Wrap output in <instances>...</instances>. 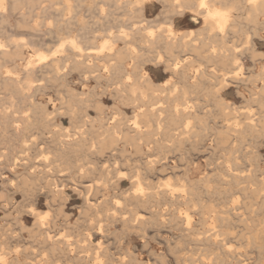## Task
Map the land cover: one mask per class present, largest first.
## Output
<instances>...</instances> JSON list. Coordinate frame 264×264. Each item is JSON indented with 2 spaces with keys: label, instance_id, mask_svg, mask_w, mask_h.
Listing matches in <instances>:
<instances>
[{
  "label": "bare ground",
  "instance_id": "obj_1",
  "mask_svg": "<svg viewBox=\"0 0 264 264\" xmlns=\"http://www.w3.org/2000/svg\"><path fill=\"white\" fill-rule=\"evenodd\" d=\"M5 1L6 0H0V2H2L3 6H4V9L5 8L7 9ZM46 1L49 3V7H47L44 11L45 12L50 11L51 9L54 11H57L56 17H58V13H60V17L63 18V12H65V11L70 12L72 9V7L70 5L71 1L69 2V0H67V1H64V0H46ZM61 1H62V3H61ZM91 1H93V0H91ZM109 1L117 4L120 0H109ZM149 1L150 0H136L135 1L136 9L134 10L135 14L130 11L133 15L128 14L129 19H137L138 14L142 15V11L144 9H146V6H147L146 4ZM157 1H159V3H161V4H169L173 8V11L171 13L172 16L185 17L186 15L187 16L189 15L192 18V22L195 24H200V20H202L203 24L206 27V29H205L206 34L204 36V31H203V33H202L203 38L198 41V44H196L192 40H188L187 36L177 35V33L172 29L166 30V31H161L162 29L161 30L158 29L159 33L154 34V32L151 31L153 27L152 28L150 27L151 28L150 31H147V34H146V32L144 33V31L148 27L145 28V27H143V25H141L142 23L138 24L135 21V24H133L134 26H131V27L129 26L130 27L129 29H123V27H121V28L119 27L120 31L116 35H110L109 34L108 35L109 38L106 39L100 47L98 46L97 49H92V48H89V46L95 43V40L97 39L98 33H96V36H91L87 32V29H88L87 25H83L82 26L83 32L82 33L80 32L81 33L80 35L73 36L72 35L73 34L72 29H71L70 25H66V24L70 23V22L67 23L68 22L67 21L64 26L60 24L61 26L59 25L60 27L58 28L57 33H55V37L59 41V45H58V49L55 51V54H53V57H51V59H47V58H50V56L48 57V56L44 55L43 53H39L40 50L38 52L37 51L38 49H37V50H35V52L36 51L38 52V53H36L37 59L34 62L29 63V65L27 64V68H24L25 66L23 67L24 69H26L24 71L26 74L25 75L26 77L23 79V82H25V83L21 82V83H23V85H21L20 82H16L15 79H11V78L8 79V82L11 81V84H9L7 81H5L3 86H5V87L6 86H13L19 92V91L25 90L26 88L32 90L33 87H31L30 84L32 82L33 77L37 76L38 74L43 75V76L44 75H48V76L51 75L55 80H59V79H62V75L64 73V70H67L69 68L71 70H78L82 76H85L86 74L93 73V69L101 68V73H102L101 78L102 79L99 80V82L104 81L106 84H108L110 86V88H106V90L109 91L115 97L116 100H119L120 104H122L123 106L124 105H132V107L136 110V111L134 110L136 112V114H135L136 116L134 115L135 117H134L133 123H131V124L128 123L129 124L128 125L127 123L123 122V120L126 117L125 118L122 117V121H120V120L116 121L115 120L111 123H108L107 122L108 119L105 120V117H102L104 115V109H103V106L101 104L97 105V107H96V112L99 115L98 119L92 120L89 117L90 115L87 114V108L85 107L84 109H81L83 111L82 114H80V112L79 113L77 112L78 116L75 120H78V123L80 125L76 127L73 136H70L69 139H64L65 137L62 138L61 135L57 134V132H58L57 131V132H55L56 135L52 139H47V138L42 137L40 139V142H36L34 139L30 140L31 137H28V135L31 134V133L28 134V131L30 132V129L32 128L29 120H26V119H28L29 114H28L27 118H26V116L25 117L21 116V117H19L20 119L18 120V118L15 117L16 115H13L7 111L8 110L7 107H5L4 110L0 111V120L5 121V123L7 122L8 125H11L13 127V129H12L13 130V132H12L13 136H14V134L19 136L17 143L13 142V143L17 144L16 148H15V146L12 145L15 149H13V150L11 149L12 151L8 155L3 156L4 160H0V166H1L0 167V176H1L3 183L7 184V189L10 191L8 196H4L3 194H1L2 199H4V200L1 199V201L4 202L3 208L8 209V210L12 209V211L14 213H16V216L14 217V224L12 226H8V227H7V225H5V226L1 225L0 226V251H1L0 258H3V260L6 261L7 264H98V262H100V261H102L103 264H130V260L127 259L129 257V255H127L128 257H126V255L123 256V255H118L115 252L112 253L111 249L109 247H104L106 245H104L103 241L99 240L97 243H94V238L96 236H98L99 234L103 235L105 232V228L108 229V227H110L109 225L112 226L115 223H118V221L121 222V225L123 223V225L127 229H132L131 230L132 232H134L133 230H135L137 232L143 231L144 225L146 227V224L149 223L150 220H152L151 217H148L145 214V212L149 213V211L152 208L155 209V207H158L160 209H161V207L162 208L165 207V209H166L167 213H169L170 217H172L173 220L176 219L175 224L177 225V227H179V230H181V232H183L184 237H189V238L195 237V240L199 244H201L203 246L205 245L206 247L208 246L207 249H212L211 251H213V248L215 250L218 249V251L223 250L226 254L231 255L232 247L227 246L226 239L222 237L224 235V233L222 234V229L221 230L218 229V227L216 225V219H218V220L222 219V218L220 219V217L218 215L219 212H216V210H209L206 212V209L204 212L203 205H202L203 208L201 207L202 209L197 207L198 206L197 200L199 197H198V195L196 197V194H194V191L196 192V190H195L196 188L193 187L192 180L189 178L190 175L188 176V173H190L191 170L188 172L185 169L184 173L182 175L179 174V175H181L177 179L178 180L177 183L179 186H176V185H174V183L171 182V180H173L171 176H170L171 180L167 179L168 175H167V177L165 176L167 180L166 179L164 180L163 178L158 176V174L156 172V166L158 164V161H153V160L147 159V161H145L143 164H140V165L137 164L139 166L133 167L134 173L132 176H126L125 173L120 171V167L118 166L117 160H115L114 162L112 161L113 163L111 162V157L114 158L116 152H119V151L115 152V150H118L120 148L122 151H125L126 147H131L137 151H140V150H143L144 147L150 148V145L153 144L154 148L164 149V148H166V146L164 145V141H167L168 143H172V145H170V146H176V147L181 148V147L185 146L187 143H190L192 139H196L198 137L201 139L205 138L203 132L206 129V127H205L206 124L204 125V123H206V122L204 121V115L202 116V114H201V111L204 109V106L201 104L202 102H201L199 97L198 98L196 97V99L192 97L193 94H197V96L201 93H203V96L205 94H206V96L213 95L212 98L215 100V104L217 102L218 105L217 104L216 105L219 106V108H220L219 110L222 113L221 114L218 110V113L221 114L220 116L223 115V116L229 117V116H233V114H234L232 110L231 111L233 114H231V111L229 113H227V111L225 112V109L227 107L225 108V104L223 103V100L225 102V99H222V94L230 87V81L234 80L236 73H237L236 70H238L235 68H237L238 65H239V67L242 66V68H243V65L242 64L240 65V59H242V57L239 59V57H238L239 51H236L238 49V47L235 48V47L228 45L227 39L230 35L227 36L226 29L224 32H220L211 20L206 22L204 19V15H197V12L202 11V10H199L198 8L193 9V8L187 7V5L194 3V0H179V3H177V0H157ZM222 2L223 3L226 2V4H229V7L227 9L231 10V22H233V24H231L229 26V29L232 25H233V29L235 27H237V25H238L237 23L239 22V21L237 22V20H239V19L242 20V18L244 17L243 16L242 18H240L237 16L239 19L237 18V20H236V19H234V16H233L234 12L242 11V13H243V10H246L249 18H251L253 23H255L254 21L260 15H264V0H256L255 4H249L248 0H239L237 3L238 5L237 4L234 5L235 0H209L210 4L214 5L216 8H221V9H223L221 7ZM43 3H45V2H43ZM43 3H42V5H43ZM105 3H106V1H105ZM131 3L132 2H128V1L126 2V4H131ZM37 4L38 3L36 0H27L25 2V5H28L29 10H31V12H33V10L36 9L35 7H38V6H36ZM61 4L63 7H61ZM13 5H14L15 10H21L22 11V8L20 6L21 3L19 2V0H14ZM76 5H77V3H76ZM57 7H61V8L56 9ZM106 7H108V6H106ZM110 7H111V5H110ZM104 8H105V6H104ZM115 8L118 9V7H116V6H115ZM103 10L104 9H102L101 11H103ZM128 11H129V9H128ZM66 15H67V13L64 16H66ZM40 17H42V16H40ZM46 17H47V15H46ZM1 18H3V16H1ZM245 18L246 17H244V21H245ZM36 19H38V18H36ZM108 19H110V18L108 17ZM2 20L5 21L4 19H2ZM22 20L24 22L27 20L26 14H22ZM34 21H36V20H34ZM256 22L258 23V21H256ZM17 23H18V21H17ZM7 24H9V23H7ZM0 25H2V24H0ZM22 25H24V23ZM40 25H42V24H40ZM256 25L257 24H255V26ZM239 26H240V23H239ZM252 26H254V25H252ZM255 26H254V28L256 29ZM27 27H29V26L26 25V28ZM30 27H31V25H30ZM37 27H38V25H37ZM11 28L12 27H10V29ZM79 28H80V26H79ZM17 29H18V27H17ZM28 29H29V31H31L30 28H27L26 30H28ZM116 29H118V27ZM163 30H165V29L163 28ZM257 30H259V29H257ZM257 30H255V31H257ZM23 31H25V30L23 29ZM150 32L153 33V35H149ZM8 34H10V33L7 32V36H8ZM50 34H51V32H50ZM102 34H103V32H102ZM189 35H190V31H189ZM106 36H107V33H106ZM21 37H22V35H21ZM12 38H14V37H12ZM45 38L46 37H44V39ZM26 40L27 39H25V41ZM33 40H34V38H33ZM134 41L135 42L138 41L141 44L140 47L138 46L139 48L133 47L132 43ZM246 41H247V39H246ZM73 42L75 43V47L73 46ZM120 44H123L124 47L120 48L119 47ZM0 45H2V46H0V67H3V65H5L7 63H13L14 64L16 62V60L23 55L22 50L24 48H22V47L25 45V43H24V41H22V39H21V41H20V39H18L16 41V40L10 39V37H9L8 42L3 43L0 41ZM248 45L250 47L252 46L250 44H248ZM29 46H31V45H29ZM32 46H33V44H32ZM37 47H39V46H37ZM35 48H36V46H35ZM87 51L94 52V53L96 52L94 55V59H92V60H94L92 63H90L89 61L87 62L86 59L92 58L91 55L93 53H88ZM51 52L52 51H50V53ZM256 52H258V51H256V49L255 50L253 49L251 51V54L256 56ZM241 53H243V51ZM57 54H59V55H57ZM162 54H163V56H162ZM257 54H259V52ZM249 58H250V56H249ZM22 59H21V61H23ZM31 60H32V58H31ZM204 61L206 62L207 66L213 67L214 71L206 72V71H204V69H201L202 68L201 66L205 65ZM237 61H239V63H237ZM103 62H104V65L101 66V64ZM13 64H11V65H13ZM145 64H148V65L153 64L154 66H164L165 70H167L171 75L170 79L174 80V82L172 83L170 81L169 82L170 84L168 82H166L161 86H157L154 83L150 74L142 67L143 65L145 66ZM9 67H10V65H9ZM16 67L19 68V65ZM160 68L162 69V67H160ZM13 69L14 68H12V70ZM205 69H207V68L205 67ZM229 69H231L233 71H230ZM261 69H262V67H261ZM9 70H11V69H9ZM109 73L112 75V78H108L106 76ZM17 75H15V76H17ZM236 79H238V78L236 77ZM248 80L250 81V79H248ZM244 81H242V82L244 83ZM252 81L254 82V80H252ZM35 82H37L36 79H35ZM39 82H42V80ZM242 82H241V84H243ZM55 83H56V81H55ZM239 83H240V81H239ZM38 84H40V83H38ZM47 84H48V81H47ZM171 84L174 87V91L178 90L177 93H175V95L172 96V98H169V100H168L169 104L167 106L165 104L166 107L158 106L159 103L157 104L155 102L159 97L158 93L163 92V94H164L165 89L168 87V85H171ZM234 84H235V82H234ZM177 85H181L180 89H178ZM236 85H238V84H236ZM236 85H235V87H237ZM39 87H38V89L36 88L38 91L40 90ZM239 87H240V85H239ZM3 89H4V87H3ZM7 89H8V87H7ZM72 90H74V89H72ZM169 90H171V89L169 88ZM2 91H5V90H2ZM11 91H13V90H11ZM171 91H169V92H171ZM204 91H206L205 94H204ZM74 92H75V90H74ZM78 93H81V92H78ZM19 94L20 93H18V95H17L18 97H19ZM28 94H29V92H28ZM240 94H242V93H240ZM69 95H71V94H69ZM79 95H81V94H79ZM223 95H225V94H223ZM24 96H25V92H24ZM10 97H11V95H10ZM18 97H15V98H18ZM164 97H165V94H164ZM252 97H253L252 102L257 104V107H258L257 112L248 113V115L244 118V121L240 120L238 118L239 120H236L234 122V124L232 121V124H233V125L231 124L232 126L229 125L227 127H228V130L233 131L235 133L234 136L238 135V137H241L240 139H242V136H245L247 134V136L251 135L258 142L259 141L258 139L264 135V89L260 95L257 96V94H254ZM15 98H13V99L15 100ZM69 98H71V97L69 96ZM30 99H32V98H30ZM34 99H36V97ZM24 100L25 99H23V101ZM210 100L208 102H210ZM30 101H32V100H29V102ZM71 102L73 104V100ZM78 102H79V100H78ZM84 103H86V102H84ZM146 103L148 104V106L145 109H142V108H144L143 106L146 105ZM78 104H79L78 105V108H79L80 103H78ZM210 104L211 103H209V105ZM10 105L12 106V104H10ZM17 106H19V105H17ZM212 106H213V104H212ZM227 106H229V105L227 104ZM29 108H30L29 110L31 111L30 106H29ZM78 108L76 107V109H78ZM105 108H107V107H105ZM15 109H16V107H15ZM17 109H18V107H17ZM17 109L14 111H17ZM108 109H109V107H108ZM20 110H21V108H20ZM18 111L15 113H18ZM61 112H62V110H61ZM73 112H74V110H73ZM208 112H209V110H208ZM35 113L37 114V112H35ZM51 113L49 114V111H48L49 115H51ZM64 113H66V112H64ZM74 113H76V112H74ZM20 114H21V112H20ZM109 114H111V113L109 112ZM119 114L121 115V113H119ZM119 114H117V115H119ZM211 114H213V113H211ZM58 115H55V116H58ZM207 115H208V113H207ZM214 115H217V113L216 114L214 113ZM236 115L237 114H235L234 116H236ZM209 117L210 116H208V118ZM14 118H15V120H14ZM130 118H132V117H130ZM230 118L228 120H231ZM236 118H237V116H236ZM117 119H119L118 116H117ZM207 121H209V120L207 119ZM209 123H211V122L209 121ZM1 124L3 125V123H1ZM95 124L99 125L98 129H96V127L94 126ZM221 124L219 123V127H222V126H220ZM53 125H54V123H53ZM208 125H210V124H208ZM223 125H224V123H223ZM41 126H42V124H41ZM216 127H217V125H216ZM39 128H41V127H39ZM39 128H38V130H39ZM47 128H48V126H47ZM208 128H210V126ZM33 129H34V126H33ZM213 129H214V127H213ZM221 129H219V130H221ZM225 129H226V126H225ZM9 130H10V128H9ZM64 130H66V129H64ZM4 131L6 133L5 128H4ZM26 131H27V133H26ZM31 131H32V129H31ZM45 131H46V128H45ZM217 131H218V129H217ZM222 131L224 132V130H222ZM219 133H220L221 137L220 138L214 137V139L215 138L218 140L220 139V142H222V143L230 142V141H227V139H228L227 136H223L224 133H221V131ZM7 134H10V136L9 135L7 136ZM7 134H6L7 139H8V137L13 138V137H11V133L8 132ZM37 135H39V134H37ZM158 135H161L162 138H164V140L161 138L159 141L158 137H157ZM215 135H216V132H215ZM4 136H5V134H4ZM64 136H66V135H64ZM212 136H210V137L208 136V137L211 138ZM216 136L219 137V135H216ZM5 137H4V139H5ZM244 138H243V140H244ZM247 138H250V137H246L245 140ZM14 139H15V136H14ZM14 139H12V141H15ZM240 139L238 138V142L242 141V140L239 141ZM207 140H209V139H207ZM162 141H163V144L161 143ZM195 142H196V144L197 143L200 144V142L197 140ZM233 142H232V144H233ZM235 142L237 143V141H235ZM8 143H10V142H8ZM202 143H201V145H202ZM245 143L247 146L248 143L247 142H245ZM249 143H250V140H249ZM255 143L256 142H254V145H255ZM213 144H215V143H213ZM229 144H228V146L230 147V145H232V144H230V145ZM242 144H243V141H242ZM217 145L219 146V144H217ZM217 145H216V147H217ZM238 145H240V144L237 143V146ZM244 145H241V146H244ZM257 145H255V146H257ZM170 146H169V148H170ZM221 146H219V147H221ZM233 146H234V144H233ZM251 146H253V142H252ZM251 146H249V147H251ZM45 147H47L48 150L49 149H51V150L45 151ZM216 147H214V148L212 147L213 150L216 149ZM208 148L206 147V149H204V151L207 150ZM234 148H235V146H234ZM234 148H233V150H234ZM9 149H10V147H9ZM171 149H172V147H171ZM226 150H227V148H226ZM249 150L251 152L250 148H249ZM85 151H88V152H85ZM231 151H232V149H231ZM257 151H259V150H256V152ZM234 152H236V151H234ZM139 153L141 154V152H139ZM232 153H233V151H232ZM245 153H246V151H245ZM127 154H132V153L128 152ZM252 154H254V153H252ZM250 156H252V155H250ZM104 157H106V159H104L102 161L101 159ZM116 157H118V156H116ZM116 157H115V159H116ZM124 157H125V155H124ZM232 157H233V155H232ZM232 157H231V159H232ZM248 157H249V155H248ZM140 158H144V157H140ZM236 158H237V156H236ZM165 159H167V158H165ZM125 160H126V158H125ZM230 160H228V161H230ZM135 161H136V159H135ZM138 161L139 160H137V162ZM233 161L235 162V158H233ZM234 162H233V165L235 164ZM161 163H163V162H160V164ZM230 163H232V162H230ZM119 164H120V162H119ZM206 164H208V161ZM225 164H224V166H225ZM122 165L123 164L121 163V166ZM6 166L9 167V171H8L9 175L8 176H6V173H5V171H7ZM183 167L185 168V165H183ZM188 167L189 166L187 165V168ZM200 167H199V169H200ZM205 167H207V166H205ZM209 168H211V167H209ZM214 169L215 168H213L211 170V172L212 171L216 172V170H214ZM236 171L237 170L233 169V167H232V169L227 168L225 170L226 173H222V174H224V176H219L220 180H222L221 178H223V177L226 178V180L223 179L222 181H225L226 185H228V186L231 185L230 186L231 188H232L233 184L236 183L237 185H239L241 181H245L246 179H249V180L251 179V181H255V182H253V184H254V186L256 185V178L255 177L249 178V175H248V178L244 177V175L239 176L240 173L237 174ZM211 172H209V173H211ZM220 172H222V171H220ZM212 173H211V175H212ZM218 174H219V172H218ZM177 176L178 175H176V177ZM214 176H217V175H214ZM195 177H197V176H195ZM207 177H208V175H207ZM207 177L205 176V178H207ZM191 178H193V177H191ZM215 179L218 180L217 177ZM126 180L130 181V188L124 190L123 186L126 183ZM155 181H158V182H155ZM206 181H207V179H206ZM212 181H213V178H212ZM257 182H259V183L257 184L256 189L252 188L251 195L253 194L252 198L255 202L254 206H257L258 210H261L262 209L261 207L262 206L264 207V180L263 181L259 180ZM210 183L211 182L209 180L208 184H210ZM245 183H246V185H249V184H247L248 182H245ZM253 184H251V185H253ZM240 186H242V184ZM243 186H244V184H243ZM200 187H201V185H200ZM237 188L241 189L239 187H237ZM237 188H235V189H237ZM69 189H71L72 192L76 193L78 195V197L82 198V200H83V203H82L83 207L81 205L82 208H81V210H79L80 211L79 215H81L80 218L83 219V221H81V219L79 220L77 218V220H79V221L77 223H75V225H74V222L72 225V223H71L72 217L70 218V216H69L70 214L68 215V213L66 212L68 210L69 205L72 204V200L68 194ZM202 189H203V187H202ZM211 189H213V188H211ZM211 189H209V190H211ZM218 190L221 191L220 189H218ZM247 190H248L247 187H245L244 190L241 189V191H243V193H244V191H247ZM200 191H201V189H200ZM216 191H217V189H216ZM233 191H234V189H233ZM225 192H227V191L225 190ZM19 193L23 197L22 204L17 203V201L15 200V194H19ZM220 193H218V194H220ZM231 193H232V190H231L230 194ZM243 193L241 192V195H239V196H243L242 195ZM235 194H237V193L235 192ZM221 195L222 194H220L219 196H221ZM232 196H235V195H231V200H232ZM229 197H230V195L228 196V198ZM236 197H237V195L235 196V198ZM245 197H248V195L245 194ZM43 199L46 202V206L48 207L47 209H49V212H41L39 210V208H41V206L43 205L41 203ZM242 199H243V197H242ZM223 200H225V199H223ZM247 200H251L253 202L251 197H250V199L248 198ZM117 202H119V203H117ZM246 202L248 203V201H246ZM200 204H202V203H200ZM205 204H206V202H205ZM207 204H210V202ZM221 204H223V203H221ZM252 204L248 203V205H250L251 207L253 206ZM129 206L135 207V209H134L135 213H133L134 211L133 212L131 211L130 212L131 214L128 213L129 215H127L125 210ZM220 206H217V207L220 208ZM238 206H239V204H238ZM238 206L237 207L235 206V207L239 208ZM250 206H248V207H250ZM1 207H2V205H1ZM205 207H206V205H205ZM224 207H225V205H224ZM138 208H142L143 211H145V212H139ZM223 210L224 209H222L221 211H223ZM225 210H228V208ZM230 210H233V209L231 208ZM254 211H256V209ZM248 212L245 211L242 213H245V215L247 213L249 215ZM151 213L155 214L154 212H151ZM227 213H225V214H227ZM231 213H232V211H231ZM263 213H264V211H263ZM195 215H198L201 217V218L200 217L199 218L197 217V218L202 219L203 222L202 221L201 222L203 223V226H204V224H207V223L209 224V225H207V227L208 226L209 227L206 229V231L199 232L198 229H196V227H195L196 225L193 222V218ZM206 215H207V217H206ZM41 216H46L47 218L42 220ZM164 216H166V213ZM92 217H95V219L98 218L95 225L88 223L92 219ZM161 217H163V216H161ZM161 217L159 216V218H161ZM10 218H11V216H10ZM239 218H240V215H239L238 219ZM30 219L33 220V227L31 226L32 228H29L27 226V223H29ZM6 220L10 221L9 219H6ZM248 220L250 221V223H252L250 218H248ZM221 221H223V220H221ZM226 221L224 223H226ZM239 221H240V219H239ZM246 221H247V219L244 222L246 223ZM106 222H107V224H106ZM233 222H234V220H233ZM240 222H242V221H240ZM102 223H104V224H102ZM158 223H160V222H158ZM170 223H172V222H170ZM173 223H174V221H173ZM231 223H232V220H231ZM238 223H237V225H238ZM9 224H10V222H9ZM150 224H151V222H150ZM162 224H164V223H162ZM175 224H173V226ZM222 224H223V222H222ZM232 224H230V225H232ZM257 224H259L258 221H257ZM176 225H175V227H176ZM219 225H221V224H219ZM252 225H254V223H252L251 226H248L250 228V230L253 227L256 228L255 226H252ZM156 226H157V224H156ZM222 226H224V225H222ZM234 226H236V225H234ZM234 226H232L231 228H233ZM256 226H258V225H256ZM205 227H206V225H205ZM205 227H203V228L205 229ZM262 227H264V226H262ZM244 228L246 229L245 226H244ZM77 229H81V233L77 237H72L70 234H68V232H70V230H77ZM95 229H97L98 232L96 231L94 233L93 231ZM120 229H121V227H120ZM123 229L124 228H122L121 230H123ZM146 231L147 230H145L144 232L146 233ZM157 231H158V229H157ZM262 231H263V229H262ZM25 233H27V235L29 236L28 240H30V241H29V243H27V245L25 244V246L22 243V246H21L20 244H21V242H23L22 240H23ZM115 233H118V232H115ZM225 233H227V232H225ZM254 233H255V230H254ZM230 235H232V234H230ZM262 235H261V238L264 240V238H263L264 236H262ZM228 236H229V234H228ZM254 236H255V234H254ZM257 236H259V235H257ZM257 236H255L256 239H257ZM179 239H181V238H179ZM228 239H229V237H228ZM253 242H255V241L253 240ZM259 242H261V241H259ZM33 243H35L37 245L32 246L31 244H33ZM175 243H176V241H175ZM228 244H231V242L229 241ZM248 244H250V243H248ZM255 244H257V243H255ZM28 246H30V247H28ZM120 246H122V245H120ZM178 246L180 247L179 243H178ZM194 246H195V244H194ZM226 246L228 248H226ZM258 246H261V245H259V243H258ZM209 247H212V248H209ZM176 248H177V246H176ZM203 248H205V247H203ZM36 249H37V251H35ZM183 249H185V248L182 247V249H181L182 252H183ZM207 249L205 251H207ZM38 251H40L41 255H42L40 259H38ZM211 251L209 250V252L212 254ZM182 252H181V254H183ZM186 252L187 251H185V253ZM215 252H213V253H215ZM119 254H121V253H119ZM226 254H225V256L224 255H222V256L226 257ZM190 255H188V257H186L185 254H184V256L180 255L175 260L177 261V264H193V263L189 262ZM210 255H208V256H210ZM244 255L243 256L238 255V256H239V258L241 256V258L243 257V259H244ZM132 256H134V255H132ZM157 256H158V254H157ZM175 257H173V258H175ZM213 257L215 258V256H213ZM216 257H218V255ZM245 257H247V256H245ZM130 258H132V257H130ZM156 259H157V257H156ZM206 259H207V256H206ZM226 259H227V257H226ZM230 259H232V258H230ZM160 260H161V257H160ZM213 260H212V262H214V263L217 262L216 261L217 258L215 261H213ZM146 261H147V259H146ZM176 261H175V263H176ZM195 261H197V260H195ZM218 261H220V259ZM153 262H155V261H153ZM157 262H156V264H157ZM201 262H203V261H201ZM221 263L219 262V264H221ZM152 264H154V263H152ZM199 264H201V263H199ZM225 264H227V261ZM243 264H244V261H243Z\"/></svg>",
  "mask_w": 264,
  "mask_h": 264
},
{
  "label": "rangeland",
  "instance_id": "obj_2",
  "mask_svg": "<svg viewBox=\"0 0 264 264\" xmlns=\"http://www.w3.org/2000/svg\"><path fill=\"white\" fill-rule=\"evenodd\" d=\"M27 0H19V2L21 3V8H22V11L21 10H15L14 9V5H13V2L14 0H6L5 1V4L7 6V9L5 8L4 12L3 11H0V41L3 42V43H6L8 42L9 40V37L10 39L12 40H18L22 39V41H24L25 45L22 47L24 48L22 50V56L20 58H18L16 60V62L13 64V63H7L5 65H3V67H0V111L1 110H4L5 107L8 108V112H10L11 114L13 115H16L15 117L18 118V120L20 119L19 117L21 116H28L29 114V117L28 119L26 120H29L30 124H31V129H30V132L28 131V134L31 133L30 135H28V137H31L30 140L34 139L36 142H40V139L43 137V138H47V139H52L57 132L58 135H61L62 138L64 139H69L70 136H73L74 132H75V129L77 126H79L80 124L78 123V120H75L77 118V114L80 112V114L83 113V111L81 109H84L85 107L87 108V114L90 115V119L92 120H97L99 115L98 113L96 112V107L97 105L101 104L103 106V109H104V115L102 117H105V120H107L108 123H111L113 121H122V117H126L123 122L124 123H133L134 121V117L136 116V110L132 107V105H122L120 104L119 100H116L115 97L109 92L106 90V88H110V86L108 84H106L104 81H100L102 78V73H101V68H98V69H93V73L91 74H86L85 76H82L81 73L78 71V70H71L69 67V69L67 70H64V73L62 75V79H59V80H55L51 75L48 76V75H40L38 74L37 76H34L33 79H32V82H31V89H28L26 88L25 90L23 91H17L13 86H3L5 81L8 82V79L11 78V79H15L16 82H23V79L26 77L25 75V70L24 68H27V64L29 65V63L31 62H34L37 57H36V53L40 52L39 53H43L44 55L46 56H50V58H47V59H51V57H53V54H55V51L58 49V45H59V41L57 40V38L55 37V33H57L58 31V28L61 26V25H65V23H69V24H66V25H70L71 29H72V35L73 36H77V35H80L83 31H82V26L83 25H87L88 29H87V32L91 35V36H96V33H98L97 35V39L95 40V43L90 45L89 48H92V49H97V47L101 46L102 43L108 39V35H116L120 30L121 27H123V29H129L131 26H134L133 24H135V21L136 19H129V16L128 14H132L134 13L135 14V9H136V4H135V1L136 0H120L117 4L115 3H112L110 2L109 0H69V2L71 3V11L69 12H63V18L60 17V13H58V17L57 16V11H54V10H50V11H44L47 7H49V3L46 1V0H36L37 1V5L38 7H35L36 9L33 10V12H31V10H29V7L28 5H25V2ZM64 1H67V0H64ZM77 1V2H76ZM106 1V3H105ZM132 2L131 4H126V2ZM239 0H235L234 2V5L238 3ZM45 2V3H43ZM77 5H76V3ZM23 3V4H22ZM43 3V5H42ZM62 3V1H61ZM121 3V4H120ZM134 3V4H133ZM86 4V5H85ZM111 5V7H110ZM114 5V6H113ZM130 5V6H129ZM146 10H145V19H146V22L142 23L141 25H143V27L147 28L144 33L146 32L147 34V31H150V29L152 28L151 31L154 32V34H158L159 33V30L161 31H166V30H174L177 35H180V36H187V39L188 40H192L194 41L196 44H198V41L201 40L203 38V31H204V36L206 34V27L205 25L203 24L202 20H200V24H195L192 22V18L191 16H187L185 19L183 18H179V17H174L173 19H170L169 17H167L166 15L163 14L164 12V8H163V5L161 3H159V1L157 0H150L149 2H147L146 4ZM238 5V4H237ZM5 6V7H6ZM103 6V7H102ZM105 6V8H104ZM108 6V7H106ZM118 7L117 8H115ZM25 7V8H24ZM28 7V8H27ZM61 7L62 4H61ZM61 7H57L56 9H60ZM76 7V8H75ZM114 7V8H113ZM221 7L223 9H227L229 7V4H226V2H222L221 3ZM102 9H104L103 11H101ZM129 9V11H128ZM133 9V10H132ZM75 10V11H74ZM127 10V11H126ZM101 11V12H100ZM132 13H131V12ZM245 11V12H244ZM39 12V13H38ZM31 13V14H30ZM49 13V14H48ZM67 13L66 16H64L65 14ZM103 13V14H102ZM2 14V15H1ZM22 14H26V18L27 20L24 22L22 20ZM52 14V15H51ZM47 15V17H46ZM70 15V16H69ZM101 15V16H100ZM133 15V14H132ZM1 16H3V18H1ZM31 16V17H30ZM42 16V17H40ZM105 16V17H104ZM233 16H234V19L237 20L238 17L242 18L243 16L246 17L245 18V21H244V17L242 18V20H237V27H235L233 29V25L230 27L229 29V26L231 24H233V22H231L229 24V26L226 28V32H227V36L228 39V45L229 46H232V47H235L239 49V54H238V57L239 59L242 57V59H240V65L242 64L243 65V68L242 66L239 67V65L237 66V68L235 69H238L236 70L237 73H239V75H237L236 73V76L234 78V80L230 81V87L223 93L225 95L222 94V99H225V102L223 100V103L225 104V112L227 111V113H229L231 110V114H233V116H220L222 113L220 112V108L219 106H217V102L215 104V100L212 98L213 95H208L206 96L205 92L204 91V96H203V93L199 94L197 96V94H193L192 97L196 99V97L200 98L201 100V104L204 106V109L201 111V114L202 116L204 115V121L206 123H204L206 129L204 130L203 134H204V137L205 138H196V139H192L190 143H187L185 146L179 148V147H176V146H170L172 145V143H168L167 141H164V145L166 146V148L164 149H157V148H154V145H150V148H146L144 147L143 150H140V151H137L131 147H126L125 151H122L121 148L118 149V150H115L116 151H119V152H116L115 154V157H111V162L117 160L118 162V166L120 167V171L125 173L126 176H132L133 173H134V170H133V167L135 166H139L140 164H143L145 161L148 160H153V161H158V164L156 166V172L158 174L159 177L163 178L164 180L166 179L167 175H168V178L167 179H170L171 180V177L173 180H171L172 183H174V185L176 186H179L178 185V177L181 176L183 173H184V170L186 169L188 172L191 170L190 173H188V176L189 178L192 180V184H193V187H195L194 189L196 190V192L194 191V194H196V197L198 195V200H197V203H198V208H201L202 205H203V209H204V212H205V209H206V212L209 211V210H216V212H219V217L221 220H218L216 219V225L218 227V229H222V234L224 233V235L222 236L223 238L226 239L227 241V246H231L232 249H231V255H228L226 254L223 250H215L213 248V251H211L212 249H207V247L204 245H201L199 244L196 240H195V237L193 238H189V237H184L183 235V232H181V230H179V227H177V225L175 224L176 222V219L173 220L172 217H170L169 213H167L165 207H161L158 208V207H155L152 208L149 213L148 212H145L143 211L142 208H138V211L139 212H145V214L148 216V217H151L152 220L149 221V223L146 224V227L144 225L143 227V231L141 232H137L135 230H133L134 232H132L131 230L132 229H127L123 223L121 225V222L118 221V223H115L114 225H109L110 227H108V229L105 228V232L104 234H99L98 236H96L94 238V243H97L99 240L103 241L104 242V247H109L111 249V252L112 253H117L118 255H123L126 257H128L127 255H129V257L127 259L130 260V264H177V261L175 260L178 256H184V254L186 255V257H188V255H190L189 257V262L190 263H193V264H219V262L222 263L221 264H225L226 261H227V264H243V261H244V264H264V240L261 238V235L264 236V213H263V209L264 207L262 206L261 210H258V207L257 206H254V200H253V194L251 195L252 193V188H255L256 189V186L259 182L257 181H263L264 180V135L262 137H260L257 142V140H255V138H253L251 135L247 136V134L245 136H242V139H240L241 137H238V135H235L234 136V132L233 131H230L228 130V127L227 126H232L234 124V122L236 120H243L244 121V118L248 115V113H255L257 112L258 110V107H257V104H255L254 102H252V96L254 94H257L260 95L261 92L263 91L264 89V15H260L253 23V21L251 20V18H249L246 10H243V13L242 11H237V12H234L233 13ZM238 16V17H237ZM47 19H46V18ZM71 17V18H70ZM102 17V18H101ZM108 17L111 19H108ZM248 17V18H247ZM38 18V19H36ZM40 18V19H39ZM2 19H4L5 21H3ZM68 19V20H67ZM77 19V20H76ZM101 19V20H100ZM247 19V20H246ZM249 19V20H248ZM2 20V21H1ZM30 20V21H29ZM36 20V21H34ZM58 20V21H57ZM62 20V21H61ZM79 20V21H78ZM18 21V23H17ZM33 21V22H32ZM139 21V20H137ZM248 21V22H247ZM252 21V22H251ZM258 21V23L256 22ZM40 22V23H39ZM80 22V23H79ZM108 22V23H107ZM246 22V23H245ZM261 24H260V23ZM9 23V24H7ZM24 23V25H22ZM239 23H240V26H239ZM245 23V24H244ZM34 24V25H33ZM42 24V25H40ZM48 24V25H47ZM56 24V25H55ZM61 24V25H60ZM79 24V25H78ZM251 26H250V25ZM255 24H257L255 26ZM9 25V26H8ZM20 25V26H19ZM26 25H28L29 27L27 28H30L31 31L26 30ZM33 28H31L30 27ZM38 25V27H37ZM47 25V26H46ZM60 25V26H59ZM171 25V26H170ZM248 25V26H247ZM254 25L256 27V29L254 28ZM260 25V26H259ZM36 26V27H35ZM40 26V27H39ZM43 26V27H42ZM45 26V27H44ZM49 26V27H48ZM55 26V27H54ZM80 26V28H79ZM130 26V27H129ZM10 27H12L10 29ZM18 27V29H17ZM24 27V28H23ZM51 27V28H50ZM94 27V28H93ZM109 27V28H108ZM118 27V29H116ZM120 27V28H119ZM151 27V28H150ZM169 27V28H168ZM171 27V28H170ZM259 27V28H258ZM38 28V29H37ZM79 28V29H78ZM91 28V29H90ZM157 28V29H156ZM163 28L165 30H163ZM253 28V29H252ZM23 29L25 31H23ZM109 29V30H108ZM159 29V30H158ZM259 29V30H257ZM34 30V31H33ZM48 30V31H47ZM75 30V31H74ZM80 30V31H79ZM234 30V31H233ZM257 30V31H255ZM33 31V32H32ZM79 31V32H78ZM103 34H102V32ZM111 31V32H110ZM160 31V32H161ZM187 31V32H186ZM189 31H190V35H189ZM199 31V32H198ZM255 31V32H254ZM7 32L10 33L8 34L7 36ZM39 32V33H38ZM51 32V34H50ZM81 32V33H80ZM107 33V36H106V33ZM109 32V33H108ZM193 34H192V33ZM230 32V33H229ZM233 32V33H232ZM143 33V32H142ZM198 33V34H197ZM256 33V34H255ZM188 34V35H187ZM234 34V35H233ZM22 35V37H21ZM50 35V36H49ZM52 35V36H51ZM102 37H101V36ZM193 35V36H192ZM232 35V36H231ZM14 38H12V37ZM44 37H46L44 39ZM50 37V38H49ZM53 37V38H52ZM34 38V40H33ZM205 38V37H204ZM25 39H27L25 41ZM54 39V40H53ZM197 41H196V40ZM247 39V41H246ZM42 40V41H41ZM27 42V43H26ZM45 42V43H44ZM56 42V43H55ZM138 41H134L132 43L133 47H137L139 48L140 47V43ZM29 43V44H28ZM44 43V44H43ZM230 43V44H229ZM252 43V44H251ZM33 44V46H32ZM242 44V45H241ZM252 45L251 47L248 45ZM28 45V46H27ZM31 45V46H29ZM137 45V46H136ZM36 46V48H35ZM39 46V47H37ZM139 46V47H138ZM247 46V47H246ZM28 47V48H27ZM31 47V48H30ZM41 47V48H40ZM120 48L124 47L123 44H120L119 45ZM32 49V50H31ZM38 49V50H37ZM241 49V50H240ZM255 50L259 52V54H257L258 52H256V56L255 55H252L251 54V51L252 50ZM35 50H37L35 52ZM50 51H52L50 53ZM237 51V50H236ZM243 51V53H241ZM47 52V53H46ZM88 53H93L91 56L92 58L88 59L87 57V62L89 61L90 63H92L94 60V55L95 53L94 52H89L87 51ZM86 52V53H87ZM262 52V53H261ZM29 53V54H28ZM46 53V54H45ZM143 53V52H142ZM262 55H261V54ZM28 54V55H27ZM144 54V53H143ZM246 54V55H245ZM34 55V56H33ZM59 55V54H57ZM56 55V56H57ZM183 55V54H182ZM259 55V56H258ZM25 56V57H24ZM32 56V57H31ZM55 56V55H54ZM163 56V54H162ZM250 56V58H249ZM34 57V58H33ZM253 57V58H252ZM23 58V59H22ZM32 58V60H31ZM255 58V59H254ZM21 59L23 61H21ZM257 59V60H256ZM20 61V62H19ZM256 63V64H255ZM13 64V65H11ZM16 64V65H15ZM26 64V65H25ZM203 64V63H202ZM204 64L205 65H202L201 69H204V71L206 72H212L214 71L213 70V67H210V66H207L206 62L204 61ZM10 65V67H9ZM19 65V68L16 67ZM104 65V62L101 64V66ZM13 66V67H12ZM25 66V67H24ZM5 67V68H4ZM21 67V68H20ZM24 67V68H23ZM149 74L150 76L152 77L154 83L157 85V86H161L163 85L164 83L166 82H174V80H171V75L169 74V72L167 70H165V67L164 66H154L153 64L151 65H148V64H145V66L143 65L142 66ZM155 67V68H154ZM162 67V69L160 68ZM205 67L207 69H205ZM262 67V69H261ZM12 68H14L12 70ZM11 69V70H9ZM21 69V70H20ZM156 69V70H155ZM160 69V70H159ZM241 69V70H240ZM230 71H233L231 69H229ZM17 71V72H16ZM167 71V72H166ZM242 71V72H241ZM262 71V72H261ZM2 73V74H1ZM10 73V74H9ZM12 73V74H11ZM221 73V72H220ZM258 73V74H257ZM8 74V75H7ZM18 74V75H17ZM255 76H254V75ZM263 74V75H262ZM17 75V76H15ZM242 75V76H241ZM259 77H258V76ZM108 78H112V75L109 73L106 75ZM45 77V78H44ZM52 77V78H51ZM236 77L238 79H236ZM240 77V78H239ZM257 77V78H256ZM7 78V79H6ZM38 78V79H37ZM244 78V79H243ZM247 78V79H246ZM3 79V80H2ZM35 79L37 82H35ZM236 79V80H235ZM243 79V80H242ZM246 79V80H245ZM250 79V81L248 80ZM42 82H39L41 81ZM61 80V81H60ZM240 83H239V81ZM245 80V81H244ZM254 80V82L252 81ZM263 80V81H262ZM47 81H48V84H47ZM56 81V83H55ZM244 81V83L242 82ZM248 81V82H247ZM15 82V83H16ZM233 82V83H232ZM235 82V84H234ZM241 82L243 84H241ZM257 82V83H256ZM9 84H11V81L8 82ZM25 83V82H23ZM23 83H21V85H23ZM162 83V84H161ZM33 84V85H32ZM36 84V85H35ZM170 84V83H169ZM234 84V85H233ZM238 84V85H236ZM35 85V86H34ZM40 87H39V86ZM50 85V86H49ZM235 85L237 87H235ZM240 85V87H239ZM4 89H3V87ZM245 86V87H244ZM8 87V89H7ZM21 87V86H20ZM39 87V91L37 90ZM53 87V88H52ZM178 89H180L181 85H177ZM37 88V89H36ZM169 88L172 90H169ZM173 88V89H172ZM259 88V89H258ZM15 89V90H14ZM74 89V90H72ZM94 89V90H93ZM240 89V90H239ZM244 89V90H243ZM256 89V90H255ZM2 90H5V91H2ZM13 90V91H11ZM28 90V91H27ZM31 90V91H30ZM92 90V91H91ZM19 94V97L17 96L18 93ZM91 91V92H90ZM171 91V92H169ZM178 91V90H177ZM177 91H174V87L171 85H168V87L165 89L164 91V94H165V97H164V94L163 92H160L158 93L159 97L158 99L155 101L157 104L159 103L158 106L160 107H166L169 103V98H172V96L175 95V93H177ZM15 92V93H14ZM24 92H25V96H24ZM29 92V94H28ZM36 92V93H35ZM38 92V93H37ZM78 92H81V93H78ZM85 92V93H84ZM88 92V93H87ZM94 92V93H93ZM169 92V93H168ZM256 92V93H255ZM17 93V94H16ZM34 93V94H33ZM102 93V94H101ZM110 93V94H109ZM172 95H171V94ZM242 93V94H240ZM245 93V94H244ZM13 94V95H12ZM71 94V95H69ZM81 94V95H79ZM169 94V95H168ZM11 95V97H10ZM86 95V96H85ZM90 95V96H89ZM96 95V96H95ZM102 95V96H101ZM246 95V96H245ZM249 95V96H248ZM69 96L71 98H69ZM77 96V97H76ZM80 96V97H79ZM201 96V97H200ZM226 96V97H225ZM245 96V97H244ZM10 97V98H9ZM15 97H18V98H15ZM25 97V98H24ZM36 97V99H34ZM94 97V98H93ZM168 99H167V98ZM211 97V98H210ZM250 97V98H249ZM15 98V100L13 99ZM22 98V99H21ZM32 98V99H30ZM79 98V99H78ZM165 98V99H164ZM11 99V100H10ZM23 99H25L23 101ZM76 101H75V100ZM86 101H85V100ZM163 99V100H162ZM211 99V100H210ZM248 99V100H247ZM13 100V101H12ZM29 100H32L29 102ZM73 100V104H72V101ZM79 100V102H78ZM90 102H89V101ZM210 100V102H208ZM17 101V102H16ZM36 101V102H35ZM204 101V102H203ZM245 101V102H244ZM11 102V103H10ZM17 104H16V103ZM35 102V103H34ZM70 102V103H69ZM86 102V103H84ZM106 102V103H105ZM147 102V101H146ZM252 102V103H251ZM68 103V104H67ZM78 103H80V107L78 108ZM95 103V104H94ZM206 103V104H205ZM209 103H211L209 105ZM12 104V106L10 105ZM15 104V105H14ZM166 104V106H165ZM213 104V106H212ZM227 104L229 106H227ZM19 105V106H17ZM24 105V106H23ZM26 105V106H25ZM46 105V106H45ZM75 105V106H74ZM142 105V104H141ZM206 105V106H205ZM232 105V106H231ZM14 106V107H13ZM23 106V107H22ZM29 106L31 107V111L29 110ZM67 106V107H66ZM107 108H105V107ZM118 108H116V107ZM130 106V107H129ZM148 106V104L146 103V105H144L142 109H145L146 107ZM215 106V107H214ZM14 109H13V108ZM17 109L18 113H15L17 111H14ZM28 109H27V108ZM36 107V108H35ZM59 107V108H58ZM76 107L79 109H76ZM95 107V108H94ZM109 107V109H108ZM120 107V108H119ZM212 107V108H211ZM229 107V108H228ZM234 107V108H233ZM21 108V110H20ZM72 108V109H71ZM91 108V109H90ZM211 108V109H210ZM218 108V109H217ZM39 109V110H38ZM95 109V110H94ZM120 109V110H119ZM230 109V110H229ZM236 109V110H235ZM62 110V112H61ZM76 112L74 113L73 112ZM94 110V111H93ZM135 110V111H134ZM209 110V112H208ZM218 110L219 112L221 113H218ZM48 111H49V114L51 113V115L48 114ZM107 113H106V112ZM119 111V112H118ZM123 111V112H122ZM133 111V112H132ZM211 111V112H210ZM216 111V112H215ZM21 112V114H20ZM37 112V114L35 113ZM61 112V113H60ZM66 112V113H64ZM71 112V113H70ZM78 112V113H77ZM89 112V113H88ZM109 112L111 114H109ZM106 113V114H105ZM121 113V115L119 114ZM205 113V114H204ZM208 113V115H207ZM213 113V114H211ZM214 113L217 115H214ZM35 114V115H34ZM59 114V115H58ZM68 114V115H67ZM95 114V115H94ZM119 114V115H117ZM123 114V115H122ZM235 114H237V118L236 116H234ZM12 115V116H13ZM20 115V116H19ZM48 115V116H47ZM55 115H58V116H55ZM63 115V116H62ZM98 115V116H97ZM106 115V116H105ZM113 115V116H112ZM126 115V116H125ZM135 115V116H134ZM34 116V117H33ZM55 116V117H54ZM117 116L119 117V119H117ZM208 116H210L208 118ZM217 116V117H216ZM32 117V118H31ZM39 117V118H38ZM55 119H54V118ZM57 117V118H56ZM71 117V118H70ZM74 117V118H73ZM109 117V118H108ZM121 117V118H120ZM132 117V118H130ZM207 117V118H206ZM226 119H225V118ZM231 117V118H230ZM41 118V119H40ZM50 118V119H49ZM53 118V119H52ZM130 118V119H129ZM213 118V119H212ZM231 119V120H228V119ZM233 118V119H232ZM239 118V119H238ZM12 119V118H11ZM37 119V120H36ZM207 119L211 122L209 123V121H207ZM15 120V118H14ZM73 120V121H72ZM13 121V120H12ZM52 121V122H51ZM54 121V122H53ZM221 121V122H220ZM229 121V122H228ZM232 121H233V124H232ZM1 123H3V125L0 123V160H4V157L5 155H8L13 149L16 148L17 146V141H18V138L19 136L15 135V139H14V136L12 134L13 132V127L11 125H8L7 122L5 123V121L3 120H0ZM42 122V123H41ZM36 125H35V124ZM54 123V125H53ZM219 123L221 124L220 126L222 127H219ZM224 123V125H223ZM42 124V126H41ZM128 124V125H129ZM210 124V125H208ZM227 124V125H226ZM232 124V125H231ZM217 125V127H216ZM11 126V127H10ZM33 126H34V129H33ZM36 126V127H35ZM45 126V127H44ZM48 126V128H47ZM51 126V127H50ZM96 127V129H98L99 125L95 124L94 125ZM198 126V125H197ZM210 126V128H208ZM225 126H226V129H225ZM41 127V128H39ZM61 127V128H60ZM65 127V128H64ZM199 127V126H198ZM212 127V128H211ZM214 127V129H213ZM4 128L6 130V133L4 131ZM7 128V129H6ZM10 128V130H9ZM39 128V130H38ZM44 128V129H43ZM45 128H46V131H45ZM218 131H217V129ZM222 128V129H221ZM66 129V130H64ZM212 129V130H211ZM221 129V130H219ZM3 130V131H2ZM9 130V131H8ZM36 130V131H35ZM38 130V131H37ZM41 130V131H40ZM44 130V131H43ZM66 132H64V131ZM224 130V132L222 131ZM34 131V132H33ZM44 133H43V132ZM221 133H224L223 136H227L228 139L227 141H230V142H220V139H214V137H217V138H220L221 135H220V132ZM4 132V133H3ZM11 133V137L13 138H9L7 139V136L10 134H7V133ZM63 134H62V133ZM215 132H216V135H219L216 136L215 135ZM27 133V131H26ZM207 133V134H206ZM209 133V134H208ZM228 133V134H227ZM231 133V134H230ZM7 136L5 137L4 136ZM39 134V135H37ZM42 134V135H41ZM50 134V135H49ZM206 134V135H205ZM214 134V135H213ZM230 134V135H229ZM45 135V136H44ZM66 135V136H64ZM213 135V136H212ZM40 136V137H39ZM210 136H212L211 138H209ZM230 136V137H229ZM5 137V139H4ZM17 137V138H16ZM158 140L160 141V139L162 138L161 135H158ZM240 139L239 141H243V144H242V141L241 142H238V138ZM246 137H250V138H247L245 140ZM234 138V139H233ZM244 138V140H243ZM12 139H14L15 141H12ZM164 140V138H162ZM209 139V140H207ZM236 139V140H235ZM253 141H252V140ZM5 140V141H4ZM199 141V143L196 144L195 141ZM206 142H205V141ZM237 141L238 145L237 146V143L235 141ZM248 140V141H247ZM249 140H250V143L252 144L253 142V146H251V144L249 143ZM216 141V142H215ZM235 146H233L232 142ZM252 141V142H251ZM10 142V143H8ZM13 142H16V143H13ZM203 142V143H202ZM209 142V143H208ZM247 142V146H246V143ZM254 142L255 146L254 145ZM12 143V144H11ZM163 144V141L161 142ZM202 143V145H201ZM215 143V144H213ZM219 144V147L217 144ZM232 145H230V144ZM15 144V145H14ZM168 144V145H167ZM190 144V145H189ZM199 144V145H198ZM224 144V145H223ZM228 144L230 145V147L228 146ZM245 144V145H244ZM10 145V146H9ZM15 146V148L13 146ZM192 145V146H191ZM195 145V146H194ZM205 147H204V146ZM217 145V147H216ZM241 145H244V146H241ZM42 146V145H41ZM40 146V147H41ZM168 146V147H167ZM170 146V148H169ZM197 146V147H196ZM226 146V147H225ZM237 146V147H236ZM251 146V147H249ZM10 147V149H9ZM122 147V146H121ZM172 147V149H171ZM204 147V148H203ZM206 147L208 148L207 150L204 151V149H206ZM216 147V149L213 150V148ZM223 147V148H222ZM229 147V148H228ZM234 150H233V148ZM242 147V148H241ZM258 147V148H257ZM197 148V149H196ZM227 148V150H226ZM245 148V149H244ZM249 148L251 149V152L249 150ZM257 148V149H256ZM12 149V150H11ZM44 149V148H43ZM212 149V150H211ZM225 149V150H224ZM233 153H232V151ZM236 149V150H235ZM242 151H241V150ZM259 150L256 152V150ZM51 150V149H49ZM47 149V147H45V151H49ZM246 153H245V151ZM249 150V151H248ZM110 151V150H109ZM108 151V152H109ZM236 151V152H234ZM239 151V152H238ZM253 151V152H252ZM85 152H88V151H85ZM126 152V153H125ZM132 153V154H127V153ZM141 152V154L139 153ZM251 154H250V153ZM125 153V154H124ZM136 155H134V154ZM143 153V154H142ZM254 153V154H252ZM120 154V155H119ZM138 154V155H137ZM258 156H257V155ZM125 155V157H124ZM128 157H127V156ZM233 155V157H232ZM249 155V157H248ZM252 155V156H250ZM254 155V156H253ZM139 156V157H138ZM232 159H231V157ZM237 156V158H236ZM140 157H144V158H140ZM146 157V158H145ZM207 159H206V158ZM226 157V158H225ZM126 158V160H125ZM138 158V159H137ZM164 158V159H163ZM167 158V159H165ZM182 158V159H181ZM233 158H235V162L233 161ZM239 158V159H238ZM104 159H106V157L102 158L101 160L103 161ZM114 159V160H113ZM129 159V160H128ZM136 159V161H135ZM144 159V160H143ZM184 159V160H183ZM206 159V160H205ZM226 161H225V160ZM231 159V160H230ZM238 159V160H237ZM120 160V161H119ZM137 160H139L137 162ZM230 160V161H228ZM143 161V162H142ZM165 161V162H164ZM187 161V162H186ZM191 161V162H190ZM196 161V162H195ZM208 161V164H206ZM213 161V162H212ZM112 162V163H113ZM120 162V164H119ZM160 162H163L160 164ZM194 162V163H193ZM210 162V163H209ZM232 162V163H230ZM233 162L235 163L233 165ZM121 163L123 164L121 166ZM169 163V164H168ZM186 163V164H185ZM226 163V164H225ZM139 164V165H137ZM205 164V165H204ZM225 164V166H224ZM228 164V165H227ZM237 164V165H236ZM164 165V166H163ZM183 165H185V168L183 167ZM187 165L189 166L187 168ZM196 165V166H195ZM199 165V166H198ZM231 165V166H230ZM163 166V167H162ZM168 166V167H167ZM201 166V167H200ZM207 166V167H205ZM211 168H209V167ZM224 166V167H223ZM230 166V167H229ZM1 167V166H0ZM200 167V169H199ZM236 169L237 171V174H239V176H243L244 177H247L248 178V175H249V178L250 177H255L256 178V185L254 186L253 182L255 181H251V179H246L245 181H241L239 185H237L236 183L233 184L232 188L230 187L231 185H226L225 181H222L223 179L226 180V178H221L222 180H220V177L219 176H224V174L222 173H226L225 170L227 168H231L232 169ZM6 170L5 173H6V176L9 175V167L6 166ZM166 168V169H165ZM172 168V169H171ZM176 168V169H175ZM191 168V169H190ZM205 168V169H204ZM215 168L214 170L215 171H212L211 170ZM217 168V169H216ZM222 168V169H221ZM226 168V169H225ZM161 169V170H160ZM175 169V170H174ZM173 171V172H172ZM207 173H206V172ZM222 171V172H220ZM239 171V172H238ZM212 175H217V176H212ZM219 172V174H218ZM209 173V174H208ZM216 173V174H215ZM221 173V174H220ZM181 174V175H179ZM176 175H178L176 177ZM192 175V176H191ZM194 175V176H193ZM208 175V177H207ZM246 175V176H245ZM253 175V176H252ZM256 175V176H255ZM163 176V177H162ZM166 176V177H165ZM171 176V177H170ZM197 176V177H195ZM205 176L207 178H205ZM211 176V177H210ZM193 177V178H191ZM218 178L215 179V178ZM199 178V179H198ZM209 178V179H208ZM212 178H213V181H212ZM166 179V180H167ZM202 179V180H201ZM207 179V181H206ZM215 179V180H214ZM176 180V181H175ZM209 180H210V184L209 183ZM217 180V181H216ZM196 181V182H195ZM251 181V182H250ZM155 182H158V181H155ZM203 182V183H202ZM213 182V183H212ZM224 182V183H223ZM245 182H248L247 184L249 185H246ZM177 183V184H176ZM200 183V184H199ZM207 183V184H206ZM0 226L1 225H7L8 226H12L14 224V217L16 216V213H14L12 211V209L8 210V209H5L3 208L4 207V202L1 201L2 199V196L1 194H3L4 196H8L9 195V190L7 189V184L6 183H3L2 179H1V176H0ZM180 184V183H179ZM222 186H221V185ZM242 184V186H240ZM244 184V186H243ZM253 184V185H251ZM201 185V187H200ZM204 185V186H203ZM206 185V186H205ZM6 186V187H5ZM218 186V187H217ZM241 188L244 190L245 187L248 188L247 191H241V189H238L237 187ZM126 187V188H125ZM203 187V189H202ZM208 187V188H207ZM210 187V188H209ZM228 187V188H227ZM130 188V181L129 180H126V183L124 184L123 186V189H129ZM213 188V189H211ZM237 188V189H235ZM2 189V190H1ZM4 189V190H3ZM201 189V191H200ZM211 189V190H209ZM217 189V191H216ZM218 189H220L221 191H219ZM224 191H223V190ZM234 189V191H233ZM225 190L227 192H225ZM232 190V193L230 194ZM243 193L242 195L243 196H239L241 195V192ZM254 190V189H253ZM206 191V192H205ZM212 191V192H211ZM238 191V192H237ZM251 191V192H250ZM221 192V193H220ZM235 192L237 194H235ZM208 193V194H207ZM222 194L221 196H219L220 194ZM225 193V194H224ZM234 193V194H233ZM71 200H72V204L69 205L68 207V210L66 211L68 213V215L70 216L71 218V223L73 225V222H74V225L75 223H77L81 218V215H79L81 208L83 207V200L82 198L78 197V195L74 192H72L71 189H69V192H68ZM200 194V195H199ZM210 194V195H209ZM245 194L248 195V197H245ZM218 195V196H217ZM224 195V196H223ZM226 195V196H225ZM230 195V199L228 198V196ZM231 195H237V197L235 198V196H232V200H231ZM253 200V202L251 200H247L248 198ZM218 199H217V198ZM220 197V198H219ZM243 197V199H242ZM228 198V199H227ZM247 198V199H246ZM222 199V200H221ZM225 199V200H223ZM234 199V200H233ZM242 199V200H241ZM4 200V199H2ZM15 200L17 201V203L19 204H22V201H23V197L22 195L19 193V194H15ZM203 200V201H202ZM206 200V201H205ZM217 200V201H216ZM241 200V201H240ZM19 201V202H18ZM206 204H205V202ZM229 201V202H228ZM233 203H232V202ZM235 201V202H234ZM248 201V203L252 204L253 206L251 207L250 205H248V203L246 202ZM210 204H207L209 203ZM218 202V203H217ZM225 202V203H224ZM241 202V203H240ZM43 205L41 206V208H39V210L41 212H49V209H47L48 207L46 206V202L45 200L43 199L42 202H41ZM202 203V204H200ZM218 205H217V204ZM223 203V204H221ZM246 203V204H245ZM231 204V205H230ZM237 204V205H236ZM239 204V206H238ZM2 205V207H1ZM82 205V207H81ZM206 205V207H205ZM220 206V208H218L217 206ZM246 205V206H245ZM44 206V207H43ZM77 206V207H76ZM232 206V207H231ZM234 206V207H233ZM238 206L239 208H236ZM242 206V207H241ZM250 206V207H248ZM80 207V208H79ZM247 207V208H246ZM257 207V208H256ZM70 208V209H69ZM128 208V209H127ZM125 212L127 213V215H129L128 213H130L131 211L133 213H135V207L134 206H129L127 207ZM201 208V209H202ZM228 210H225L227 209ZM233 209V210H230V209ZM244 208V209H243ZM44 209V210H43ZM160 209V210H159ZM208 209V210H207ZM221 211L222 209H224L223 211ZM238 209V210H237ZM246 209V210H245ZM250 209V210H249ZM256 209V211H254ZM6 210V211H5ZM263 210V211H262ZM5 211V212H4ZM166 211V212H165ZM226 211V212H225ZM232 211V213H231ZM248 212L249 215L246 213H242V212ZM252 211V212H251ZM151 212H154L155 214H152ZM166 213V216L165 213ZM224 212V213H223ZM228 212V213H227ZM230 212V213H229ZM235 212V213H234ZM260 212V213H259ZM78 213V214H77ZM163 213V214H162ZM227 213V214H225ZM251 213V214H250ZM50 214V213H49ZM131 214V213H130ZM149 214V215H148ZM160 214V215H159ZM162 214V215H161ZM240 215V222L238 217ZM11 218H10V216ZM51 215V214H50ZM73 215V216H72ZM75 215V216H74ZM233 217H232V216ZM159 216H163L161 218H159ZM223 216V217H222ZM225 216V217H224ZM169 217V218H168ZM200 216L198 215H195L194 218H193V222L194 224L196 225V229H198L199 232H204L206 231V229L209 227H207V225H209L208 223L207 224H204L203 226V221L202 219H198ZM207 217V215H206ZM236 217V218H235ZM77 218L79 220H77ZM159 218V219H158ZM165 218V219H164ZM201 218V217H200ZM246 223L244 222L246 219ZM248 218H250L251 222L254 223V225L252 226H255L256 228H250L248 226H251L252 223H250V221L248 220ZM263 218V219H262ZM6 219H9L10 221L6 220ZM156 219V220H155ZM161 219V220H160ZM242 219V220H241ZM77 220V221H76ZM98 218L95 219V217H92V219L88 222V223H91L93 225L96 224ZM195 220V221H194ZM227 220V221H226ZM231 220H232V223H231ZM234 220V222H233ZM244 220V221H243ZM254 220V221H253ZM263 220V221H262ZM81 221H83V219H81ZM174 221V223H173ZM202 221V222H201ZM220 223H219V222ZM226 221V223H224ZM257 221L259 222V224H257ZM10 222V224H9ZM151 222V224H150ZM154 222V223H153ZM158 222H162L164 224H160ZM172 222V223H170ZM223 222V224H222ZM229 222V223H228ZM239 222V223H238ZM153 223V224H152ZM238 223V225H237ZM242 223V224H241ZM32 224V225H31ZM104 224V223H102ZM107 224V222H106ZM119 224V225H118ZM157 224V226H156ZM159 224V225H158ZM173 224L175 225L173 226ZM221 224V225H219ZM226 224V225H225ZM232 224V225H230ZM248 224V225H247ZM261 224V225H260ZM117 225V226H116ZM155 225V226H154ZM165 225V226H164ZM206 225V227H205ZM224 225V226H222ZM236 225V226H234ZM247 225V226H246ZM258 225V226H256ZM27 226L29 228H32L33 227V220L30 219L29 223H27ZM32 226V227H31ZM221 226V227H220ZM229 226V227H228ZM232 226H234L233 228H231ZM244 226L246 227V229L244 228ZM6 227V228H7ZM124 228L123 230L120 229ZM205 227V229L203 228ZM225 229H224V228ZM248 227V228H247ZM262 227V228H261ZM110 228V229H109ZM145 228V229H144ZM168 228V229H167ZM175 228V229H174ZM201 228V229H200ZM158 229V231H157ZM178 229V230H177ZM228 229V230H227ZM261 229V230H260ZM263 229V231H262ZM128 230V231H127ZM145 230L146 233L144 232ZM227 230V231H226ZM254 230H255V233H254ZM260 230V231H259ZM66 231V230H65ZM98 232L97 229H95L93 232ZM127 231V232H126ZM229 231V232H228ZM252 231V232H251ZM115 232H118V233H115ZM132 234H131V233ZM227 232V233H225ZM81 233V229H77V230H70V232H68V234H70L72 237H77L79 234ZM125 233V234H124ZM137 233V234H136ZM121 234V235H120ZM229 234V236H228ZM232 234V235H230ZM239 234V235H238ZM257 236V239L256 237L254 236ZM130 235V236H129ZM181 235V236H180ZM242 235V236H241ZM244 235V236H243ZM103 236V237H102ZM106 236V237H105ZM108 236V237H107ZM146 236V237H145ZM229 239H228V237ZM232 237V238H231ZM255 237V238H254ZM108 240H107V239ZM181 238V239H179ZM260 238V239H259ZM264 238V237H263ZM29 239V236L27 235V233L24 234V237H23V242H21V246H22V243L23 245L25 246V244L27 245V243H29L30 240ZM106 239V240H105ZM179 239V240H178ZM259 239V240H258ZM28 240V241H27ZM253 240L255 242H253ZM27 241V242H26ZM106 241V242H105ZM176 241V243H175ZM229 241L231 242V244H228ZM261 241V242H259ZM25 242V243H24ZM108 242V243H107ZM263 242V243H262ZM111 243V244H110ZM117 243V244H116ZM170 243V244H169ZM178 243L180 245V247L178 246ZM191 245H190V244ZM250 243V244H248ZM257 243V244H255ZM258 243L259 245L261 246H258ZM174 244V245H173ZM193 244V245H192ZM195 244V246H194ZM32 246H36L37 244L33 243L31 244ZM30 245V246H31ZM108 245V246H107ZM122 245V246H120ZM182 245V246H181ZM189 245V246H188ZM28 246V247H30ZM177 246V248H176ZM200 246V247H199ZM205 248H203V247ZM226 246V248H228ZM121 247V248H120ZM182 247L185 248L183 249V252H182ZM235 247V248H234ZM260 247V248H259ZM38 248V247H37ZM114 248V249H113ZM171 248V249H170ZM179 248V249H178ZM190 248V249H189ZM209 248H212V247H209ZM207 249V251H205ZM22 250V249H21ZM124 250V251H123ZM178 250V251H177ZM193 250V251H192ZM209 250L212 252V254L209 252ZM216 252H215V251ZM234 250V251H233ZM37 251V249L35 250ZM185 251H187L185 253ZM221 251V252H220ZM181 252L183 254H181ZM193 252V253H192ZM215 252V253H213ZM220 252V253H219ZM223 252V253H222ZM121 253V254H119ZM130 253V254H129ZM218 253V254H217ZM222 253V254H221ZM238 253V254H237ZM0 254H1V251H0ZM158 254V256H157ZM167 254V255H166ZM211 254V255H210ZM216 254V255H215ZM221 254V255H220ZM226 254V257H223L222 255L225 256ZM245 254V255H244ZM263 254V255H262ZM134 255V256H132ZM164 255V256H163ZM174 255V256H173ZM210 255V256H208ZM218 255V257H216ZM235 255V256H234ZM238 255H241L243 256L244 255V259L243 257L239 258ZM41 252L38 251V259L41 258ZM138 256V257H137ZM176 256V257H175ZM206 256H207V259H206ZM215 256V258L213 257ZM221 256V257H220ZM247 256V257H245ZM263 256V257H262ZM132 257V258H130ZM157 257V259H156ZM160 257H161V260H160ZM175 257V258H173ZM229 257V258H228ZM164 258V259H163ZM192 258V259H191ZM217 258V260H216ZM232 258V259H230ZM246 258V259H245ZM256 258V259H255ZM147 259V261H146ZM156 259V260H155ZM197 261H195V260ZM214 259V260H213ZM220 259V261H218ZM222 259V260H221ZM229 259V260H228ZM235 259V260H234ZM249 259V260H248ZM203 262H201V261ZM213 261H217V262H212ZM239 260V261H238ZM152 261V262H151ZM155 261V262H153ZM163 261V262H162ZM176 261V263H175ZM229 261V262H228ZM238 261V262H237ZM249 261V262H248ZM262 261V262H261ZM160 262V263H159ZM234 262V263H233ZM240 262V263H239ZM258 262V263H257ZM260 262V263H259Z\"/></svg>",
  "mask_w": 264,
  "mask_h": 264
},
{
  "label": "snow or ice",
  "instance_id": "obj_3",
  "mask_svg": "<svg viewBox=\"0 0 264 264\" xmlns=\"http://www.w3.org/2000/svg\"><path fill=\"white\" fill-rule=\"evenodd\" d=\"M248 2L249 4H255L256 0H248ZM177 3H179V0H177ZM187 7L193 9L198 8L199 10H202L197 12V15H204V19L206 22L211 20L220 32H224L231 22V10L216 8L214 5L209 3V0H194V3L187 5ZM4 10V6L2 2H0V11ZM149 35H153V33L150 32ZM73 46L75 47L74 42ZM237 51H239V49H237ZM237 63H239V61H237ZM237 75H239V73H237ZM46 218V216H41L42 220ZM0 264H7V262L4 261L3 258H0ZM98 264H103V262L100 261L98 262Z\"/></svg>",
  "mask_w": 264,
  "mask_h": 264
},
{
  "label": "crops",
  "instance_id": "obj_4",
  "mask_svg": "<svg viewBox=\"0 0 264 264\" xmlns=\"http://www.w3.org/2000/svg\"><path fill=\"white\" fill-rule=\"evenodd\" d=\"M163 5V8H164V12H163V14L164 15H166L167 17H169L170 19H173L174 17H176V16H172L171 15V13H172V11H173V8L169 5V4H162ZM145 10L146 9H144L143 11H142V15L141 14H138L137 16V19H136V22L138 23V24H140V23H144V22H146V19H145ZM187 17V15L185 16V17H179V18H183V19H185ZM137 20H139V21H137ZM170 74V73H169Z\"/></svg>",
  "mask_w": 264,
  "mask_h": 264
}]
</instances>
